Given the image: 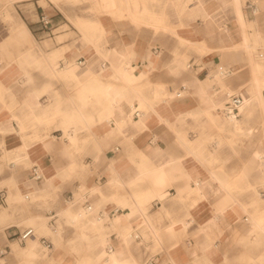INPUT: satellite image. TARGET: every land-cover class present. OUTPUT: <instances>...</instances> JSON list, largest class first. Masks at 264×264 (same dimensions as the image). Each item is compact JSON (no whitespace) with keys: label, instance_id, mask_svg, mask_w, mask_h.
Returning <instances> with one entry per match:
<instances>
[{"label":"crops","instance_id":"crops-1","mask_svg":"<svg viewBox=\"0 0 264 264\" xmlns=\"http://www.w3.org/2000/svg\"><path fill=\"white\" fill-rule=\"evenodd\" d=\"M105 1L119 8L70 11L75 25L52 1L49 9L32 1L12 31L0 27V155L15 156L0 171L3 204L9 187L12 195L41 187L60 199L83 186L82 205L107 215L103 236L126 253V264H216L220 254L230 256L235 235L241 254V237L260 242L246 216L264 207V110L241 112L235 130L223 113L234 96L245 98L249 77L247 56L232 47L241 39L237 20L264 33V0ZM41 13L51 18L50 32ZM179 39L204 54L199 61ZM227 71L237 73L230 86L241 89L215 109L211 100L224 99ZM256 113L261 124L249 125ZM259 129L243 163L233 136ZM42 212L33 205L29 215ZM4 230L7 239L24 231L14 223ZM259 252L264 245L246 253Z\"/></svg>","mask_w":264,"mask_h":264},{"label":"rangeland","instance_id":"rangeland-1","mask_svg":"<svg viewBox=\"0 0 264 264\" xmlns=\"http://www.w3.org/2000/svg\"><path fill=\"white\" fill-rule=\"evenodd\" d=\"M13 1V0H12ZM32 1H38L37 4L48 7L46 9H49V6H47L46 0H30V1H16L12 4L9 0H0V27H6L9 31H12V23L13 21L19 17L20 11H27L28 7L32 8ZM52 1L55 6L74 24L72 19L69 17V12H78V13H83L85 11L100 14V13H105L101 6H100V0H50ZM28 4V5H27ZM60 13V12H59ZM113 16L117 18H124V16H118L114 15ZM129 21L136 27H139L140 23H135L131 21L129 17H127ZM220 20V18L218 19ZM144 25H148L145 24ZM150 28L153 29L154 32H156L159 29H165L166 28H161V27H152L151 25H148ZM6 31V30H4ZM176 36V35H175ZM177 37V36H176ZM180 41V39H179ZM180 45L185 47L187 50H193L196 52L195 58L198 59L204 54L200 53L199 51L195 50L192 46L189 44H184L180 41ZM261 53L262 57H259L258 54ZM255 57L257 58H264V48H259L255 50ZM210 57V55H209ZM188 57L185 58V62L187 63ZM244 61V66L247 65V60L245 57H243ZM219 69L223 71V67L219 66ZM226 69L224 68V71ZM192 72V71H191ZM232 77L235 76H227L226 80H230ZM237 93L236 90H234L232 93ZM249 125H260L261 124V116L260 114L256 113L254 114L248 121ZM260 133L259 130H253L251 134L249 135H235L233 136V145L235 147L234 154L240 155L241 153L243 154V163L247 160L249 154L251 151L255 148L256 146V135ZM2 156V155H0ZM12 159L9 158L8 160H4L3 158L0 157V171L2 168L7 167L6 164L7 162ZM2 185H0L1 188ZM8 197L6 204H0V209L6 210L7 212L10 213L11 216H9L7 219L4 221L0 222V264H28L29 258L28 256L24 255L22 251L25 249L27 243L26 240L24 242H19L16 236L8 237V239L5 237V230L4 227L7 226L10 223H14L18 226L20 230H24L27 227H30L28 223H26V219L28 216H30L31 212V207L37 206L40 207L43 212L40 214L43 216L49 227H53L54 229H57L59 227L60 233H61V241L59 245L55 246L54 242L49 236H43V235H37V241L35 244V250L37 252V257L32 259V264H41L42 260H46L49 257H51L54 252L59 253L60 256L57 260H53L52 264H83L84 261H90V264H97L95 260V255L90 249H87L84 245L85 243H88V241H81V246L75 250L72 247V244H78L75 238V233L76 229L75 227L66 221V219L63 218L61 215L60 211L68 206H77L81 205L82 207H86L87 205H82V202L84 200V195L86 194L87 190L81 186L77 192L73 194V198L71 201H65L64 198L57 199L55 195L53 196H37L33 195L31 193H27V198H23V200L19 199H12L11 196L12 194L10 193L11 187L8 189ZM23 195V194H22ZM26 195V194H24ZM91 205V204H90ZM50 210L54 211L56 214L55 217V223L53 225H50L49 218L47 215V212ZM46 212V213H45ZM14 215V216H13ZM248 220V215L246 216ZM245 222H248V221ZM112 230L110 229L107 233L110 235ZM95 232L92 231L91 229H87V234L92 235ZM43 236L47 238L51 243L50 249L44 248L40 244L39 238ZM241 237V236H240ZM104 244L107 242H110L104 237ZM241 241L239 243L240 245V253L238 255L236 254V235L229 238L228 246L230 247L229 251V260L227 262L222 261V254H220L219 261L216 264H249L247 262L246 258L243 257V255L246 252H253L256 251L262 246V243H249L246 242V240H242V237L240 238ZM64 240V241H63ZM113 243V242H112ZM84 244V245H83ZM117 245V244H113ZM106 246V245H104ZM3 253L2 251L5 250ZM156 251L153 250L150 252V254H154ZM235 255V256H234ZM144 264V263H141ZM174 264V263H173ZM192 264H196L193 263Z\"/></svg>","mask_w":264,"mask_h":264},{"label":"bare ground","instance_id":"bare-ground-1","mask_svg":"<svg viewBox=\"0 0 264 264\" xmlns=\"http://www.w3.org/2000/svg\"><path fill=\"white\" fill-rule=\"evenodd\" d=\"M9 1L12 2V0H9ZM120 2H121V0H120ZM100 6L103 10H106V11H111L114 9L116 10L117 8H119L118 7L119 4L117 1H109V2L105 1L103 3H100ZM254 8H255V5H254ZM237 21H239V26L241 29V39L237 45L234 44L232 47L235 48L233 50H236V47L242 48L243 53H245V55L247 56V65L244 66L243 70L247 71L249 77H248V81L243 84L244 89H242V90H243V93L245 95V98L241 99V102L237 107L238 108L237 113H228L227 112L228 106L225 109L226 112L223 113V115L225 117V121L229 125H233L234 130L236 129V127L238 125H241L242 123H244V121H242L238 117L239 114H241V112H243V111L246 112L244 114H241L242 117L245 118V117H249V115L251 114L250 112L257 109V108H261L262 110H264V96H262V91H264V58L255 57V56H257V55H255V50H257L258 48L264 47V33L260 32V31H255L253 33L247 32L248 23L246 22V20L244 18H241V16H239ZM24 27H26V26H24ZM15 33H16V31H15ZM259 55H261V53H259L258 56ZM261 57H262V55H261ZM236 67L237 66H235V68ZM226 73H227V76L228 75L229 76H231V75L236 76L237 75V73L234 71L233 72L227 71ZM219 74H223V71L220 70ZM220 84H221L222 88L226 87V91H224L225 92L224 99H222L220 101L216 100L217 102L211 100V106L215 109L216 108H219V109L224 108L225 107V101L230 100L231 93L235 90L230 86L231 84H229V80L220 81ZM240 89H241L240 87H238L236 89L237 93L239 92ZM213 119L214 118H212V120ZM86 126H88V125H86ZM64 132L66 133L67 131L64 129ZM262 143H264V139H262ZM3 144H4V142H3ZM68 146H69V143H68ZM0 157L3 158L4 160H7L11 157L13 159L15 156L12 154V152H8V151L3 149L2 156H0ZM36 190H37V193H32L33 195H37V196L43 195L44 196V191H43L44 189L42 190L41 187H39V188L37 187ZM11 198L23 200V198H25V199L27 198V194L22 195L19 191H17L16 194L11 196ZM262 201H264V200H262ZM95 207H96V205L93 203V205H91V207H84V209H82V210H77L76 206L73 205V206H68V207H66L60 211L63 218L66 219L67 222L71 223L76 229L74 240H76L78 242V244H76V243L72 244L73 249L77 250L81 246V241L83 242L87 239L88 243H85V245L84 244L83 245L87 249H90L93 252V254L95 255V260H96L97 264H126L127 262L125 261V259H128V258L126 257V253L120 254L119 245H115V250L111 254L105 250L106 246H104V245H107V247H109L111 245L113 246V244L110 242L104 244L105 239L103 236V231L106 228L103 226V222L105 220H109V219H108L107 215H105V220H103L99 216H96L95 212H94ZM9 216H11L9 212H7L6 210L0 209V222L4 221ZM248 221L251 225L250 226L251 231L255 233V235L260 239V242L262 243V245H264V207L261 208L258 206L257 210L255 209L254 211H252V213L249 215ZM26 223H28L30 227L25 228L24 231L28 228H31L33 230V233L30 234L26 238L27 240L25 239L27 245H26L25 249L22 251V253L24 255L28 256V258L30 259L28 264H32V262H33L32 259L37 257V252L35 250V244H36V241L38 239L37 235L49 236L52 239V241L54 242L55 246L59 245L62 236H61L59 227L57 229L49 227L46 219L41 215H30V216H28L26 219ZM87 229H91L92 231L95 232L96 235H100L99 241L92 242L91 238H89V236L87 234ZM24 231H22V232H24ZM59 256H60L59 253L54 252V254L51 257H49L48 259L42 260L41 264H52V261L57 260L59 258ZM243 257L246 258V260H247V262H249V264H264V252H259L257 254L246 253L243 255ZM228 260H229V257H226L225 255H223L222 261L227 262ZM83 264H90V261H84L83 260Z\"/></svg>","mask_w":264,"mask_h":264},{"label":"built area","instance_id":"built-area-1","mask_svg":"<svg viewBox=\"0 0 264 264\" xmlns=\"http://www.w3.org/2000/svg\"><path fill=\"white\" fill-rule=\"evenodd\" d=\"M248 7H250L252 10L254 9V4H248ZM39 22L41 24V27L43 30L50 32L52 29V23H51V18L46 15L45 13H41L39 16ZM241 102V98L239 96H234L230 102V104L228 105V109L227 112L228 113H237V107ZM118 150V147H115L113 149V151ZM33 174L34 177L36 179H40V173L38 171H36L35 169H33ZM73 198L72 193H69L67 196L64 197L65 201H71ZM5 202V190L0 189V203L3 204ZM86 207H89V205H87ZM55 214L51 213V211L49 212V221L52 223H54V218ZM33 233V230L31 228L26 229L24 232L19 233L18 235V240L20 242H24L25 239ZM40 240V244L47 249H50L52 243L45 237L41 236L39 238ZM1 253V252H0Z\"/></svg>","mask_w":264,"mask_h":264}]
</instances>
